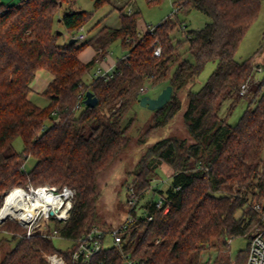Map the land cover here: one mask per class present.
Wrapping results in <instances>:
<instances>
[{
	"label": "trees",
	"instance_id": "obj_1",
	"mask_svg": "<svg viewBox=\"0 0 264 264\" xmlns=\"http://www.w3.org/2000/svg\"><path fill=\"white\" fill-rule=\"evenodd\" d=\"M105 2L94 0V6ZM76 3L0 1V208L5 193L15 186L51 183L76 189L68 219L47 218L51 226L45 232L35 229L28 236L19 222H3L0 232L16 243L0 264H49L45 254L54 253L68 264H82L73 258L79 237L94 225L110 228L97 222L98 177L130 140L131 121H124L147 91L141 88H173L168 103L155 110L154 126L160 127L183 105L177 91L194 81L209 61L217 64L205 84L187 92L183 117L192 141L167 136L147 148L132 171L136 196L127 202L132 219L125 220L122 241L104 245L94 264H194L196 253L212 240H250L254 229L264 227V77L237 122L221 118L218 109L221 99L235 95L254 72L255 56L239 62L235 54L258 16L261 0L175 1L179 7L189 5L186 13L195 8L211 19L185 33L193 61L179 52L182 42L172 36L178 19L172 15L141 36L140 12L121 14V24L109 30L106 46L120 39L125 53L110 78L98 76L89 84L84 75L94 60L79 57L89 41L78 45L80 40L70 38L92 12L74 9ZM64 31L68 40L59 43ZM158 45L159 56L154 54ZM41 68L54 74L41 92L49 100L45 106L29 96ZM88 90L99 99L94 107L84 103ZM18 137L21 150L13 146ZM31 157L34 163L28 168ZM159 168L171 177L169 187L160 190L163 205L149 200L140 214L138 200L153 187ZM55 236L72 243L60 250ZM247 256L248 247L239 251L237 262L245 264Z\"/></svg>",
	"mask_w": 264,
	"mask_h": 264
},
{
	"label": "rangeland",
	"instance_id": "obj_2",
	"mask_svg": "<svg viewBox=\"0 0 264 264\" xmlns=\"http://www.w3.org/2000/svg\"><path fill=\"white\" fill-rule=\"evenodd\" d=\"M11 1L18 3L20 0ZM175 1L177 0H106L100 7L95 8L94 0H77L74 9L92 12L90 20L80 27V29L86 32L87 37L85 40L78 41V45L89 41L88 45H92L95 48L102 46L97 49V54L92 58L94 60V65L85 73V82L89 84L95 77H98L99 67L105 70V66L101 62L104 61L107 54H109V60L112 59L117 61L125 53L120 39L106 46L109 30L103 31L102 27L105 25H109L113 28L118 27L121 24V14L133 13L136 10L140 12L138 15V31H145L142 22L148 25V27H151L157 25L171 15L173 19H178L172 36L176 40V43L178 41L182 42L178 47L179 52L184 58L193 61V56L188 51L185 33L189 29H200L204 27L211 19L207 14L195 8H192L188 13L184 12L183 10L187 6L189 7V5H183L180 10L176 12ZM55 26L56 28H62L61 25ZM65 40H68V34L64 31L58 41L59 43H63ZM88 45H86L84 49ZM253 56H255L253 62L256 66L254 67V72L248 76L245 81V83H247L245 93H241V86L235 95L222 98L219 104V116L221 118H227L232 124L237 122L246 109L249 101L254 98V91L261 82L262 77H264V0H261V8L258 16L252 22L240 41L235 59L241 62ZM216 64V61L207 62L194 81L177 91L178 97L183 100V105L164 125L155 127L156 111L142 105L140 101L131 109L124 121L125 124L131 121L129 128L131 134L130 140L128 144L119 151L111 165L101 171L98 177L100 194L96 202L97 222L99 225L110 227L106 228V230L119 226L128 217L127 202L136 196L133 189L135 175L132 174V171L147 148L154 142L167 136H177L180 139L186 138L188 141H192L183 117L188 102L187 92L189 89L193 91L199 90L209 78ZM174 67L175 66H173V68ZM144 87L147 91L143 96L147 95L151 98L157 97L165 88L163 84ZM34 101L40 106H44L48 103V100L42 95H39ZM54 120L58 121L59 117H56ZM13 146L14 149L21 150L23 148L22 139L20 137L16 138ZM33 163L34 159L32 157L29 158L26 161V167L30 168ZM158 172L159 174L157 176L155 175L153 178V187L138 200L137 210L140 214L145 212L144 204L152 199L157 201L160 197V190H166L171 183V177L163 172L162 169L159 168ZM238 214L240 215L241 211ZM0 225H2V223ZM47 225L50 224H48L46 220H41L36 224L35 229L45 232L48 230ZM259 229L260 228H256L253 232ZM10 238V235L0 232V260L5 252L11 249L16 243L14 239ZM54 243L58 249L63 250L70 246L72 240L61 236H55ZM111 243V234L107 233L105 246ZM248 243L249 238L247 236L234 237L225 244L219 240H212L210 243L206 244L202 250L196 253V263L194 264H240L237 262V255L240 250L247 249Z\"/></svg>",
	"mask_w": 264,
	"mask_h": 264
},
{
	"label": "built area",
	"instance_id": "obj_3",
	"mask_svg": "<svg viewBox=\"0 0 264 264\" xmlns=\"http://www.w3.org/2000/svg\"><path fill=\"white\" fill-rule=\"evenodd\" d=\"M181 7L175 6V11H179ZM156 25L148 27L145 31H138L139 35L143 36L147 30L153 31ZM78 40H85L87 35L83 29H79L75 34ZM162 53L161 47L158 45L154 50V54L159 56ZM115 66H111L109 69L103 70L99 67L98 76L108 79L112 76V72ZM247 88V83L242 84L241 93H245ZM142 92H145V87L141 88ZM24 190L28 197L26 199V208L24 209V216H13L11 214L0 218V224L5 222L7 219L16 220L20 224L24 225L26 230V235L30 236L35 231V226L41 220H46L47 218H56L62 221L68 219L69 213L76 200V189L69 187L67 185H32L27 184L26 187L15 186L11 188L4 195L3 204L0 208V213L3 207L7 203V198L13 192L18 190ZM135 200V198L133 197ZM157 207H162L163 198L160 196L156 201ZM260 204L256 205L259 208ZM167 210V209H166ZM150 219L151 215L148 216ZM131 217L128 216L127 220L131 221ZM127 222H123L119 226H115L110 230H106L98 225H94L90 230L82 234L78 241L76 249L73 253V258L82 264H94L95 256L100 252L102 247L105 245V238L107 233L111 234L112 243L120 245L122 241L121 233L126 227ZM158 241V240H157ZM49 264H68L67 261L58 253L46 254L45 255ZM54 257L61 260L60 262H55ZM100 264V263H99ZM245 264H264V227L260 228L254 232L253 236L248 243V256Z\"/></svg>",
	"mask_w": 264,
	"mask_h": 264
},
{
	"label": "crops",
	"instance_id": "obj_4",
	"mask_svg": "<svg viewBox=\"0 0 264 264\" xmlns=\"http://www.w3.org/2000/svg\"><path fill=\"white\" fill-rule=\"evenodd\" d=\"M1 2H4L5 4H12L14 2H12L11 0H6V1H3V0H0ZM141 23V21H140ZM139 23V24H140ZM143 23V27L145 29L148 28V25H145L144 22ZM141 25V24H140ZM120 26V25H119ZM118 26V27H119ZM102 28H106V30H110L112 29L113 27L109 26V25H105L103 26ZM114 28H117V27H114ZM105 31V30H103ZM99 47H102V46H99ZM95 48L93 47L92 45H88L85 49H83L80 54H79V57L82 61L84 62H88L90 60H92L93 56H95V54H97V49L99 48ZM99 51V50H98ZM108 51V50H107ZM108 55H106V57L104 58V61H102L101 63L104 64L105 66V69H109L111 66H115V63L116 61L112 60V59H108ZM123 56V55H122ZM109 60V61H108ZM54 78V74L47 70V69H44V68H41L39 69L37 72H36V75L33 79V81L31 82V92H30V98L34 101L35 99H37V97L39 95H42L41 92L49 85V83L52 81V79ZM43 96V95H42ZM46 98V97H45ZM47 99V98H46ZM48 100V99H47ZM35 102V101H34ZM49 102V100H48ZM36 103V102H35ZM48 104V103H47ZM46 104V105H47ZM40 106V105H39ZM45 106V105H44Z\"/></svg>",
	"mask_w": 264,
	"mask_h": 264
},
{
	"label": "water",
	"instance_id": "obj_5",
	"mask_svg": "<svg viewBox=\"0 0 264 264\" xmlns=\"http://www.w3.org/2000/svg\"><path fill=\"white\" fill-rule=\"evenodd\" d=\"M77 38L75 36L70 38V42H76ZM173 93V88L171 85H167L161 93L155 97L151 98L147 95H144L140 98V103L144 106H147L150 109L156 110L162 108L168 101L171 99ZM99 99L91 90L86 92V97L84 99V103L87 106L94 107L98 104Z\"/></svg>",
	"mask_w": 264,
	"mask_h": 264
},
{
	"label": "bare ground",
	"instance_id": "obj_6",
	"mask_svg": "<svg viewBox=\"0 0 264 264\" xmlns=\"http://www.w3.org/2000/svg\"><path fill=\"white\" fill-rule=\"evenodd\" d=\"M28 197V194L20 189L18 191L13 192L11 195L7 198V203L3 207L0 213V218L6 216V215H13V216H24L25 208H26V199ZM55 262H60L61 260L54 257Z\"/></svg>",
	"mask_w": 264,
	"mask_h": 264
}]
</instances>
